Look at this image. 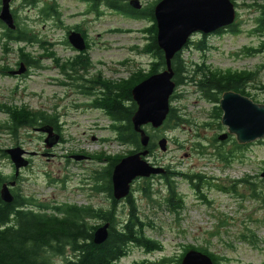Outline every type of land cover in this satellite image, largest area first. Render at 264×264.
Instances as JSON below:
<instances>
[{
    "label": "rangeland",
    "instance_id": "obj_1",
    "mask_svg": "<svg viewBox=\"0 0 264 264\" xmlns=\"http://www.w3.org/2000/svg\"><path fill=\"white\" fill-rule=\"evenodd\" d=\"M124 1L132 0H121L116 10L100 3L90 13L88 4L74 0H12L19 28L31 33L33 42L27 44L6 45V31L0 23V107L29 106L33 111L58 113L63 136L59 146L47 150L46 137L33 129L24 128L14 135L0 130V173L10 178L9 182L15 176L12 162L2 151L22 147L28 152L53 154L32 159L31 166L20 175L15 193L31 199L35 205L49 208L71 205L115 211L118 227L129 219V204L122 200L113 209L108 196L95 191L102 184L97 178L111 161L125 158L136 149L119 143L112 119L100 110L89 109V100L75 92V82L68 80L60 68L73 62L76 53L62 46L64 32L53 31L56 23L45 21L41 12L44 5L55 2L65 25L84 29L90 51L79 63L85 69L90 68L85 75L87 81L100 76L107 82L120 84L134 72H148L152 68L153 58L144 52L152 37L149 31L154 27L151 12L160 0H139L146 9L145 14L142 12L146 20L132 17ZM232 1L236 10L234 26L208 35L206 52L191 46L183 50L182 58L192 70L198 65L214 72L253 74L254 80L246 89L249 96H243L264 105V52L252 57L246 54L248 49H260L264 44V0ZM202 37L198 34L192 40L196 42ZM21 49L38 60L39 68L32 69L27 76L6 74L7 69H11L9 73L20 69L15 64ZM198 89L194 84L182 85L174 93L171 105L183 123L176 126L173 121L170 128L159 130L145 127L156 143L153 153L146 157L147 162L166 173L187 175L175 179L184 207L177 213L169 209L165 175L136 179L131 195L140 222L146 224L145 235L161 244L163 250L148 253L144 248L130 246L127 258L120 264L176 261L186 254L185 249L193 248L224 258L227 261L224 264H264V179L261 178L264 140L237 151L230 164L224 162L218 151L234 150L236 138L215 141L227 133L221 124L222 117L218 118L220 105L204 98ZM7 121L8 116L0 110V126ZM163 138L168 142L166 152L158 146ZM76 156L89 159L76 161ZM193 175L214 180L212 186L197 189L199 182L190 179ZM144 189L150 191L151 199L145 196ZM88 222L99 225L94 219ZM70 255L67 250L65 257ZM59 259L56 256L54 263L62 264Z\"/></svg>",
    "mask_w": 264,
    "mask_h": 264
},
{
    "label": "trees",
    "instance_id": "obj_2",
    "mask_svg": "<svg viewBox=\"0 0 264 264\" xmlns=\"http://www.w3.org/2000/svg\"><path fill=\"white\" fill-rule=\"evenodd\" d=\"M120 1L115 0L109 3L115 9ZM96 9L97 5L92 8V12ZM46 12L51 16L57 15L59 17L53 7H43L42 15L45 16ZM151 18L154 24L153 43L152 47H147L144 53L152 56V68L148 72L138 70L131 75L129 80L122 81L120 84L113 83L112 96L109 100H105L108 105L107 115L115 123L113 128L117 133V141L121 144L133 146L136 149V151H131L130 155L143 151L140 135L134 130L131 121L137 111L132 90L135 86L150 76L163 71L166 67L164 52L159 48L157 42L158 29L153 11L151 12ZM202 39L196 42L190 40L186 48L195 46L198 50L206 52L208 50V37L203 36ZM4 40L6 44H9L8 42H16L18 44L33 42L31 33L26 28H18L16 33L7 30ZM24 51L23 49L20 50L23 57H31L30 54ZM263 52L264 44L260 49H248L246 54L248 57H252ZM29 59L34 61L32 62L34 67L36 65L39 66L38 60L35 58H33L34 60L32 58ZM197 66H195L196 70H192L190 64L182 58V52L174 57L172 61L174 71L173 81L176 83L177 88L182 85L194 84L199 88L198 90L204 98L214 102H219L217 99L227 92L249 96L246 93V89L250 84L249 82L254 80L253 74L246 72H214L207 67L201 68ZM173 98L175 96H172L171 99ZM98 107L102 108L103 103L99 104ZM218 111V118L221 119L223 113L220 107H218ZM3 113L8 116V121L0 126V130L13 135L24 128H33L34 126L51 125L57 130L58 123H60L58 113L50 114L44 111H33L29 106L17 107L5 105L3 106ZM173 121L177 126L183 123V118L179 117L176 114V110L171 107L169 117L162 128H170V123ZM215 141L218 142V139H215ZM155 147V137L153 136L148 146L149 155L153 153ZM243 148L244 146H239L235 142L234 150L228 153L218 151V156L224 162L230 164L235 153L237 151L240 152ZM2 153L6 157L5 152L2 151ZM121 159L122 157L111 161L109 167L104 169L103 173L97 178L102 184L95 188L97 193H109L114 203L117 202L114 201L112 196V173L115 165ZM179 177H187V175L181 172H169L164 176L169 192L167 205L175 213L184 207V199L178 193L175 185V179ZM14 178L12 177L11 179L13 180ZM190 179L199 182V185L196 186L197 189L212 186L211 182L214 181L201 175H193ZM9 180L10 178L0 173V264H56L54 263L56 256L60 258L59 261L62 264H118L122 258L128 256L130 246L144 248L148 253L163 250L161 244L149 239L145 235L146 224L139 222L137 205L132 196L127 198L129 219L122 227H118L115 211L111 213L104 212L103 210L95 212L91 208L71 205L49 208L42 204L35 205L34 201L20 195L15 196L16 200L12 204H7L2 200L1 189ZM237 184H244V182H238ZM236 186H233V188ZM222 190L228 189L222 188ZM225 192L231 193V191ZM144 193L148 199H151L148 189H144ZM256 193L255 196H257ZM95 213H97V218L107 221L112 226L108 240L101 245H95L93 241L94 232L98 227L90 225L88 222V220L95 218ZM67 250L72 255L65 257ZM195 250H199L210 256L214 264H224V262H227L224 258L211 254L208 250ZM185 252H188V249H185ZM183 257L181 256L176 261L167 259L162 261V264H181Z\"/></svg>",
    "mask_w": 264,
    "mask_h": 264
},
{
    "label": "water",
    "instance_id": "obj_3",
    "mask_svg": "<svg viewBox=\"0 0 264 264\" xmlns=\"http://www.w3.org/2000/svg\"><path fill=\"white\" fill-rule=\"evenodd\" d=\"M12 0H2L0 21L11 31L17 30L16 21L11 10ZM130 5L135 9H142L139 0H132ZM154 17L157 24V42L164 52L166 67L163 71L154 74L138 84L132 90L133 100L137 111L131 121L136 133L140 135L143 151L136 152L123 158L117 163L112 173V196L117 202L127 199L132 190L133 182L138 178H151L165 175L163 168L152 166L147 162L148 146L151 136L146 131L147 126L154 130L162 128L171 112V98L176 90L173 81L174 71L172 61L183 51L189 40L197 34L212 35L222 29L234 25L236 19L235 5L232 0H160L154 8ZM70 44L80 50L86 49V41L80 33H71ZM27 72L21 66L11 75H21ZM223 113L221 124L227 128V133L218 140L225 142L229 137L236 138L241 145H250L264 140V105L256 104L248 97L239 93H224L219 101ZM38 133L46 134V149L51 150L61 139L52 126L37 128ZM161 151L168 149L167 139L158 142ZM15 167V177L20 176L21 170L29 166L27 156L35 153L27 152L22 147H15L5 151ZM76 161L84 160L83 156L74 157ZM264 179V172L261 174ZM11 186H15L12 182ZM2 200L7 204L14 202L10 186L4 184L1 189ZM111 224L107 223L94 232L95 245L105 243L109 238ZM181 264H214L212 258L200 251L190 250L182 259Z\"/></svg>",
    "mask_w": 264,
    "mask_h": 264
},
{
    "label": "flooded vegetation",
    "instance_id": "obj_4",
    "mask_svg": "<svg viewBox=\"0 0 264 264\" xmlns=\"http://www.w3.org/2000/svg\"><path fill=\"white\" fill-rule=\"evenodd\" d=\"M56 1V0H55ZM74 1H78V2H83V3H86V4H88V6L91 8L90 9V13H93V12H95L96 10H94L93 12H92V8L95 6V5H99L100 3H104V4H106L107 6H109V7H111V8H113V6H110L111 5V3H109L110 2V0H85V1H82V0H74ZM2 2V0L0 1V3ZM125 2V1H124ZM129 2H131V1H128V2H125V5H127V7H128V11H129V14L132 16V17H134L135 19H140V18H142V19H145L144 18V14L146 13V9H145V7H143L142 9H139V10H137V9H135L134 7H132L131 5H130V3ZM150 5V4H149ZM44 7H46V8H50V7H53L55 10H56V12L58 13V15H59V17H57V15L56 16H51L50 14H48L47 12H46V14H45V21H47V22H55L56 23V27L53 29V31H56L57 29H59V30H62L63 32H64V41H63V43H62V46L63 47H67V48H69L70 49V51H74L75 53H76V58L74 59V61L72 62L71 61V63H67V65L66 64H63L62 66H65L64 68H62V66H61V70H63L64 71V73H63V71H62V73L63 74H65V76L68 78V80H71L72 82H75L74 83V89H75V92L78 94V95H80L81 97H83V98H86V99H88L89 101H88V107H89V109H91V110H100V111H102L105 115H107V108H108V105L106 104V102H105V100H109L110 98H111V96H112V88H113V83H110V82H107V81H105L104 79H102L100 76H98V77H96V79L95 80H93V79H89L88 81H87V77H85V75L86 74H88V72H89V69L90 68H87V69H85V67H83L79 62H80V60H81V57H85V56H87V53L90 51V44H89V41H88V38H87V35H86V33H85V31H84V29H80V27L78 26V27H68L67 25H65L64 24V21H63V17H61L62 16V14L60 13L61 12V10H60V8H59V5L57 4V3H52V5H44ZM114 9V8H113ZM144 11V14H143V17H142V12ZM13 12V14L15 15V13H14V11H12ZM0 13H1V11H0ZM138 16L140 17V18H138ZM15 17V16H14ZM146 20V19H145ZM1 22V21H0ZM2 23V22H1ZM2 26L4 27L5 25L2 23ZM19 28V27H18ZM18 28H17V30H18ZM20 29V28H19ZM17 30L16 31H14V33H16L17 32ZM5 31H7V30H5ZM4 31V32H5ZM8 31H10V30H8ZM12 32V31H11ZM73 32H75V33H80L83 37H84V39H85V41H86V49L84 50V51H80V50H78V49H76V48H74L71 44H70V42H69V36H70V34L71 33H73ZM149 33H151L152 34V37H151V39L149 40V42H150V44H149V46L148 47H152V43H153V37H154V34H153V28L149 31ZM9 44H10V42H8ZM6 45H8V44H6ZM6 51L7 52H11V50H8V49H6ZM25 53H27L26 51H24ZM19 53V55H18V58L16 59V64L15 65H17V66H25L27 69H28V71H27V73H26V76L27 75H29V73L31 72V70L32 69H37V68H39V66H33L32 65V62H34V61H32L31 59H29V58H31V57H27V56H24L23 57V54L19 51L18 52ZM29 54V53H28ZM31 56V55H30ZM33 59V58H32ZM34 60V59H33ZM37 60V59H36ZM86 60V59H85ZM87 62L89 63V61L87 60ZM89 67H90V64H89ZM78 70H80V71H78ZM82 70H86L87 72H84V71H82ZM11 71V69H7V70H5V73L6 74H9V75H11V73H9ZM24 77V76H23ZM83 85H90L91 87L90 88H87L86 86H83ZM86 87V88H85ZM82 95H84V96H82ZM103 103V107L102 108H100V107H98V105L99 104H102ZM3 106H5V105H3ZM3 106H2V108L0 107V110H2V112H3ZM76 108H77V106H76ZM44 126H49V125H43V126H34L33 128H30V129H33L36 133H38L37 131H36V129L37 128H40V127H44ZM51 126V125H50ZM54 128V127H53ZM55 129V128H54ZM61 131H62V125L60 124V123H58V129L56 130L55 129V132H56V134H58V135H60L61 136V139H60V143L59 144H57L55 147H57V146H59L60 144H61V142H63V136H62V133H61ZM39 134H41L43 137H46V135L45 134H42V133H39ZM54 147V148H55ZM40 155H46V156H54L53 154H45V153H42V154H40L39 152H37V153H35L34 154V156H31V157H28L29 158V162H30V166H31V164H32V162H33V158L34 157H36V156H40ZM83 157H85V156H83ZM85 159H89V158H87V157H85ZM107 161H109V160H107ZM113 161H115V160H113ZM22 172H23V170H22ZM22 172H21V174H22ZM11 182H14L15 183V186L12 188V191H13V193H15L16 192V190L18 189L17 188V186H18V184H19V182H20V176L16 179V177L11 181ZM11 182H9L8 184H10ZM16 194H18V193H15L14 195L16 196ZM104 194L106 195V196H108V198H109V201H111V207L114 209L119 203H114L113 201H112V198L110 197V194L109 193H107V192H104ZM126 201H127V199H126ZM95 212H97V211H99V209H94V208H92ZM105 212V211H104ZM108 212H112L111 210L110 211H108ZM92 219H94V220H96V221H98L99 222V227L100 226H102V225H104V224H106L107 223V221H105V220H100L99 218H97V213H95V218H92ZM140 222V221H139ZM97 226V227H98ZM112 227V226H111ZM135 247H137V246H135ZM139 248H141V247H139ZM143 249V248H142ZM125 258H127V256L125 257ZM125 258H122L119 262H118V264H120V262L123 260V259H125Z\"/></svg>",
    "mask_w": 264,
    "mask_h": 264
},
{
    "label": "bare ground",
    "instance_id": "obj_5",
    "mask_svg": "<svg viewBox=\"0 0 264 264\" xmlns=\"http://www.w3.org/2000/svg\"><path fill=\"white\" fill-rule=\"evenodd\" d=\"M227 29V28H226ZM223 30V29H222ZM217 33V32H216ZM215 34V33H214Z\"/></svg>",
    "mask_w": 264,
    "mask_h": 264
}]
</instances>
